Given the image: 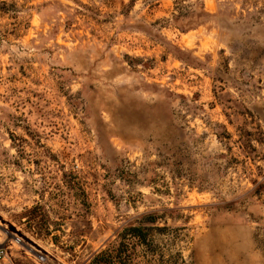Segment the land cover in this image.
Returning a JSON list of instances; mask_svg holds the SVG:
<instances>
[{
  "label": "rangeland",
  "instance_id": "rangeland-1",
  "mask_svg": "<svg viewBox=\"0 0 264 264\" xmlns=\"http://www.w3.org/2000/svg\"><path fill=\"white\" fill-rule=\"evenodd\" d=\"M255 180L264 0H1L0 264H264Z\"/></svg>",
  "mask_w": 264,
  "mask_h": 264
},
{
  "label": "trees",
  "instance_id": "trees-1",
  "mask_svg": "<svg viewBox=\"0 0 264 264\" xmlns=\"http://www.w3.org/2000/svg\"><path fill=\"white\" fill-rule=\"evenodd\" d=\"M1 2V0H0ZM256 188L255 192L259 195H264L261 188L264 187L263 182L258 180L254 181ZM157 216L154 213H148L141 216L135 223L123 228L120 232V241L109 244L106 248L97 251L91 258L90 264H146L135 258L130 252L129 237H132L136 246H145L147 252L154 254L158 251L159 244L155 242V239L151 233L156 223ZM156 228L163 230L162 226H156Z\"/></svg>",
  "mask_w": 264,
  "mask_h": 264
},
{
  "label": "built area",
  "instance_id": "built-area-1",
  "mask_svg": "<svg viewBox=\"0 0 264 264\" xmlns=\"http://www.w3.org/2000/svg\"><path fill=\"white\" fill-rule=\"evenodd\" d=\"M3 255H4V250L0 249V259L4 257Z\"/></svg>",
  "mask_w": 264,
  "mask_h": 264
}]
</instances>
